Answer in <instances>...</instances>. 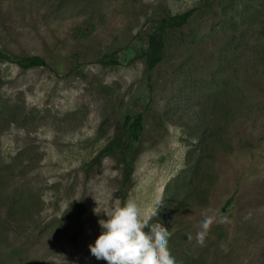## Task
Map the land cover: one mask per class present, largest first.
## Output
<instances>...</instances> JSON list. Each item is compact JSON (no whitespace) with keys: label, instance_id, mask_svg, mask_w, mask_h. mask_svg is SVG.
Masks as SVG:
<instances>
[{"label":"rangeland","instance_id":"374dc122","mask_svg":"<svg viewBox=\"0 0 264 264\" xmlns=\"http://www.w3.org/2000/svg\"><path fill=\"white\" fill-rule=\"evenodd\" d=\"M190 8L149 68L156 19ZM0 50L49 63L0 58V264H107L89 245L129 199L177 264H264V0H0ZM137 112L123 203L118 157L88 163Z\"/></svg>","mask_w":264,"mask_h":264},{"label":"clouds","instance_id":"9594fccd","mask_svg":"<svg viewBox=\"0 0 264 264\" xmlns=\"http://www.w3.org/2000/svg\"><path fill=\"white\" fill-rule=\"evenodd\" d=\"M157 205H161L160 200ZM106 215L107 220L98 221L102 233L94 245H89L97 260H105L107 264H177L168 247L172 233L161 223L150 224L143 218L137 202L129 199ZM213 222L214 217L210 216L201 222L199 244L203 245L205 232ZM146 228L150 231H145Z\"/></svg>","mask_w":264,"mask_h":264},{"label":"trees","instance_id":"16d2710c","mask_svg":"<svg viewBox=\"0 0 264 264\" xmlns=\"http://www.w3.org/2000/svg\"><path fill=\"white\" fill-rule=\"evenodd\" d=\"M194 10V8H190L183 12L171 13L156 19L154 29L147 33V47L144 48L139 55L145 58L149 68H154L164 57L165 34L185 25L191 18ZM107 57L108 59H106ZM0 58L14 62L23 69L49 66L48 61L38 54L22 55L18 53H7L0 50ZM100 61L106 65L109 63L114 65L119 63V59L116 57L115 52L106 53L100 58ZM144 128L145 118L142 112L125 113L122 118V133L113 142L105 145L92 161L88 163L90 168L100 163L107 155L114 154L118 157L122 164L123 171V179L119 189L123 203H125L129 194L128 184L135 170V162L139 154ZM209 136L207 131V138ZM222 138L223 137L220 136V139ZM226 145L232 148L230 140H226ZM211 151L210 146H207V156L210 155ZM231 201L232 197L227 200L226 204H230Z\"/></svg>","mask_w":264,"mask_h":264}]
</instances>
